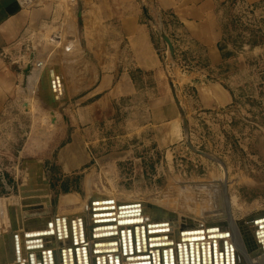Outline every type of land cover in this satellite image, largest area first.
I'll use <instances>...</instances> for the list:
<instances>
[{
    "label": "crops",
    "instance_id": "0c3cea01",
    "mask_svg": "<svg viewBox=\"0 0 264 264\" xmlns=\"http://www.w3.org/2000/svg\"><path fill=\"white\" fill-rule=\"evenodd\" d=\"M235 7L264 32V0H0V117L8 105L18 113L13 123L16 131L6 145L48 146L49 135L57 132L53 127L60 126L62 113L57 111L55 124L40 91L57 96L51 70L58 66L61 71L62 65L48 67L44 45L51 52L60 51L61 60L69 64L61 100L69 104L74 132L59 154L71 157L66 162L59 158L66 170L84 165L81 148L86 137L81 132L85 126L116 118L120 100L139 95V69L147 85L163 91L154 100L168 105V116L156 125L160 144L165 145L168 138L163 131L172 125L174 104L163 69L169 48L162 34L173 43L172 63L186 68L182 87L177 89L194 92L189 108L207 110L203 114L219 110L233 101L227 85L234 78V69L229 68L234 59L224 58L223 49L234 52L225 21L227 10ZM55 33H62L65 40L53 43ZM4 200L0 209H6ZM35 216L39 215H27ZM0 229H6V219ZM31 229L40 231L41 225ZM0 237L4 238L0 254L6 253V237Z\"/></svg>",
    "mask_w": 264,
    "mask_h": 264
},
{
    "label": "rangeland",
    "instance_id": "374dc122",
    "mask_svg": "<svg viewBox=\"0 0 264 264\" xmlns=\"http://www.w3.org/2000/svg\"><path fill=\"white\" fill-rule=\"evenodd\" d=\"M226 17L229 44L234 46L233 54L226 53L228 59H234L229 64L234 69V78L227 85L233 101L204 114L202 111L207 110L190 109L188 104L194 92L179 93L177 89L182 87L186 74L182 70L178 72L169 53H165L163 69L167 82L171 90L174 83L187 119L185 126L172 91L174 113L169 130L163 131L168 138L165 145L160 144L156 125L168 116V105L154 100L153 96L163 91L156 85H147L140 69L136 75L139 95L122 98L116 118L93 122L81 132L86 137L81 148L86 159L82 160L84 165L74 170H66L59 159L60 150L68 145L74 132V127L69 125L66 99L61 103L58 100L56 111L62 115L60 126L53 127L57 132L49 135L48 146L41 147L6 145L16 131L13 123L18 113L11 111L13 105L7 106V113L5 107L0 117V202L5 199L21 204V186L29 180V166L40 162L50 186L46 194L50 195V202L27 215L53 218L79 211L86 199L91 174L95 192L123 202L148 197L167 207L162 201L172 194L178 197L177 208L184 211L183 196L178 195L182 187L193 185L197 195L188 190L186 195L195 198L191 209H199L211 198L214 189L220 190L226 184L230 196H238L237 205L232 203L238 211L234 213L231 209L233 219L264 210V32L241 8H229ZM44 47L45 63L50 68L61 64L59 71L65 83L68 62L65 58L61 60L60 51L51 52Z\"/></svg>",
    "mask_w": 264,
    "mask_h": 264
},
{
    "label": "bare ground",
    "instance_id": "6f19581e",
    "mask_svg": "<svg viewBox=\"0 0 264 264\" xmlns=\"http://www.w3.org/2000/svg\"><path fill=\"white\" fill-rule=\"evenodd\" d=\"M25 1V0H24ZM53 43H61L64 41V37L62 33H55L52 36ZM74 47L76 45L73 44ZM69 47V46H68ZM71 49L73 46H70ZM57 77H55V88L57 91V97L58 100H61L64 95V80L62 75H59V83H57L56 80ZM59 90H62L59 92ZM44 93V90L42 91ZM62 93V95H60ZM54 114L52 115V110H49V118L54 121V118L57 115L56 109L53 110ZM70 156L67 154L60 155V159L66 162V160H70ZM32 163L31 166L36 167V181L35 186L36 189H40V186H46L47 182L45 180L46 177H44V172H42L41 164L38 162V164ZM47 179V178H46ZM198 188L200 187H206L203 185H197ZM227 185L223 184L222 189H214V191L211 193V198H208L205 200L201 207L199 209L193 208L191 209V203L195 202V198L193 196L186 195L187 190L192 192L193 194H196V191L193 185L184 186L181 188V192L178 196H183L184 200V211H180L178 206V197L174 195H167L166 198L162 201L167 207H163L159 205V202H153L148 197H143L139 201H128L123 202L121 200L116 199L115 197H108L106 195H103L101 193L95 192L92 188L91 191L86 189L87 195L85 201L81 204L83 206L82 209L79 211H73L69 212L67 214L57 215L53 218L43 217L44 219L54 220L59 217L60 218V229H57L58 225L54 223V230L55 234L53 237H51L50 241L43 243L42 248L32 249L29 250L26 232H31L34 229H31L32 226L38 225L41 223H26L27 220V212L23 210L24 205L21 204H15L6 202V209L5 206L0 209V224L1 220L6 219V229H0V236L6 237V264H33L30 261L29 254L33 252L34 255V264H37L40 253L43 249L51 248L53 252L57 255V261L54 264H63L61 258L63 257V253H60V250L63 248H67L72 246L74 247L76 243H78L80 246H82L83 238H86V241L90 242V245L86 247V250L84 254L79 253L77 255V252L74 250L73 253V262L74 264H77L78 262V256H80V262L84 264L83 257L85 258V255L88 256V262L89 264H94V256L95 254L94 250H97V247L94 246V243L96 240L93 237V234L95 232L94 227L98 224L95 222L99 218L106 219L115 217L117 220L113 224L117 225V228L109 229L112 225H107L108 229L105 231V234H109L111 232H119L114 236H106L107 239L105 240H118V244L116 246L119 247L118 252H114V256H118L120 258V264H124L125 262H128L127 255L130 254L129 247H128V239L126 238V247H127V254L123 252L122 247V235H121V229L127 230L129 227L133 228L131 225H122V220L125 218L119 217V214L121 210L124 209V207H120V205H129L130 207L139 206L138 203H141V207H135V208H127L129 209L126 212H129V214H123L124 216H128L126 219L127 221H132L134 223H139L141 226L142 224L146 225V241H147V247L150 243L154 244H162L159 246L161 248L160 250L163 251L165 247H169L164 245L168 242H173L172 245L174 249H176V253H174V262L173 264H180L179 259V252H178V243H184L182 240H179V237H181V232L183 230H196V229H205V232H201V240H199V248L201 242L205 244V264H208V251L207 246L210 244L211 246V258L214 257L213 254V244H216L217 247V253L219 251L224 250V264H253L252 262L255 261L256 257H263L264 258V242L259 243L260 240H262V236H258L256 232L260 229V224L255 223L254 221H251L255 217L256 214L260 213L261 211H255L247 215L246 217L236 220L232 217V210H234V213H238L236 209H234L233 205H237V198L238 196H230L229 192L226 189ZM208 188V187H207ZM173 191V190H172ZM171 191V192H172ZM39 192H47L45 190L39 191ZM175 192L177 190L175 189ZM174 192V193H175ZM50 195L46 194H37L35 197L42 200L43 205L48 204L46 201ZM232 198V202H231ZM102 203H97L96 201H103ZM50 201V200H49ZM233 203V205H232ZM80 205V206H81ZM102 208L103 212L113 211L115 215L112 216H98L99 209ZM169 207V208H168ZM126 209V208H125ZM160 210V211H159ZM6 215L2 214L5 213ZM140 211V212H139ZM112 213V214H113ZM124 213V212H122ZM107 214V213H106ZM134 215V216H132ZM143 217H145V221H142ZM75 220V224L78 223V219H82V225H83V231H79L76 229L75 226H73V220ZM46 223V222H43ZM217 226L216 230L208 231L207 228ZM106 227V226H105ZM66 228V229H65ZM60 230V232H59ZM118 230V231H117ZM77 231V232H75ZM216 231V233H213ZM218 231H223L224 236H212L220 234ZM68 232L69 237H67L66 233ZM3 234V235H2ZM139 237H140V243H141V249L143 247L144 239L143 234L139 227ZM80 235V236H79ZM154 235H167L166 237H160V239L157 240H151L150 237ZM134 237V236H133ZM2 237H0L1 240ZM4 239V238H2ZM133 239V238H132ZM225 240L227 241V245L225 244ZM81 242V243H80ZM17 244V246H16ZM195 244V242L193 243ZM19 249V256L14 259L16 249ZM75 248V247H74ZM156 249V248H155ZM135 252L134 254H141V253H149L141 251H136V246L134 248ZM200 250V249H199ZM24 252V253H23ZM155 252V250H154ZM195 253V252H194ZM17 254V253H16ZM67 256V264H70L68 252L66 253ZM47 257V264H51L49 262V256L46 254ZM78 257V258H77ZM195 257V254H194ZM218 264H220L219 255L217 256ZM13 260V261H12ZM109 258H106V261H108ZM142 260H146L147 262L149 259L145 258ZM164 261V260H163ZM108 264V262H107ZM115 264V263H114ZM152 264V263H151ZM164 264V262L162 263ZM168 264L170 262L168 261ZM183 264H185L184 258H183Z\"/></svg>",
    "mask_w": 264,
    "mask_h": 264
},
{
    "label": "water",
    "instance_id": "95a60500",
    "mask_svg": "<svg viewBox=\"0 0 264 264\" xmlns=\"http://www.w3.org/2000/svg\"><path fill=\"white\" fill-rule=\"evenodd\" d=\"M163 40L168 44V48H169V55L171 60H174V47H173V43L170 39V37L166 34L163 33L162 34ZM51 73L53 75H55L57 83L60 84L59 82V75H60V71H59V67L56 66L54 67L53 70H51ZM43 90L40 91L41 96L44 98V100L47 102V104L49 105V107L51 108L52 112L51 114H54V109L58 108V97L54 94H52L51 96H45L42 92ZM172 91L174 94V98L176 101V104L178 105L180 112L184 118V123L185 126L187 125V119H186V115H185V110L184 107L182 106V103L178 97V91L174 85V83H172ZM45 93H49L48 91H45ZM56 121V117L54 118V121ZM201 152V151H199ZM202 154H204L203 152H201ZM205 155V154H204ZM36 165V164H35ZM35 181H36V167L32 166L30 167V171H29V180L27 182V184H24L21 186V190H22V204L24 205L23 210L26 211L27 213L31 210H35V209H40L43 207V203L42 200H40L39 198H36L35 196L37 194H48L50 192V186L48 184H46V186H40V189H36L35 186ZM87 188L89 191H91L92 189V174L89 176L88 180H87ZM46 190L47 192H39L42 190ZM46 201L49 203V199L46 198ZM97 203H102L103 201H96ZM139 206H135V207H141V203H138ZM120 207H124L123 210H121L119 217L121 218H125V219H121L122 225H131L133 228H128L127 230L125 229H121V235H122V247H123V252L125 254H127L126 250V238L128 239V247H129V252L130 254L127 255V261L124 264H162L164 262V264H168V261L170 262V264H173L174 262V253H176V249L173 248V242H168L167 244L164 243V245L169 246V247H165L163 249V251H161L158 245H162V244H154L153 242L150 243L147 247V241H146V236H145V232H146V225L142 224L141 226L139 225L140 222L138 223H134L132 221H127V217L128 216H124L123 214H129V212H126V210L128 211L129 209L127 208H135V207H130L129 205H120ZM126 208V209H125ZM99 212H98V216H112L115 215L113 213V211H108V212H103L102 208H98ZM160 211V210H159ZM124 212V213H122ZM126 212V213H125ZM140 212V211H139ZM107 213V214H106ZM113 213V214H112ZM134 216V215H132ZM75 220H73V226L76 227V229H78L79 227V231H83V225L82 219H78V223L75 224ZM116 218L115 217H111V218H106V219H102L99 218L97 221H95L98 225L94 227V234L93 237L96 240V242L94 243V246L97 247V250H94L95 254H97L96 256H94L93 260H94V264H120V258L116 255L114 256V252H118L119 251V247L116 246L118 244V240H105L107 239L106 236H114L117 233L119 234V232L115 233V232H111L109 234H105V231L108 229L107 225H112L110 226L111 228L109 229H113V228H117L116 224H113L114 222H116ZM145 217H143L142 221H145ZM251 221H254L255 223H259L260 224V229L256 232V234L258 236H262V240L259 241V243H263L264 242V210H262L260 213L256 214L255 217L253 219H251ZM46 222V223H43ZM26 223H41V230L37 231V232H26V237H27V242H28V249L32 250V249H37V248H42L44 245L43 243H46L47 241L49 242L51 237H53V235L55 234V230H54V223H56V225H58L57 229H60V218L57 217L54 220H49V219H44L43 217L40 216H35V217H28L26 220ZM106 226V227H105ZM139 227L140 230L143 234V238L144 239V243L142 244L143 247L141 249V243H140V237H139ZM66 229V228H65ZM217 226H213V227H209L207 228L208 231H212V230H216ZM61 230V229H60ZM59 230V232H60ZM118 231V230H117ZM77 232V231H75ZM201 232H205V229H196V230H183L181 232V237H179V240L183 241L184 243H178V252H179V259H180V264H183V258L185 261V264H205V244H204V240L203 243L201 242L200 244V248H199V240H201V236L200 233ZM220 232V234L217 233V235H212V236H224V232L223 231H218ZM213 233H216V231H214ZM67 237H69L68 232L66 233ZM80 236V235H79ZM134 236V237H133ZM160 237H166L167 235H154L151 236L150 239L151 240H157L160 239ZM133 238V239H132ZM195 242V244H193ZM81 243V242H80ZM82 246H80L78 243L74 244L75 248L70 246L67 248H63L60 250V253H63V257L61 258L62 262H64L63 264H67V252H68V258L70 260V264H74L73 262V251L75 250L77 252V255H79V253L82 254L86 253V247L90 245V242L86 241V238H83L82 241ZM225 244L227 245V241L225 240ZM17 246V244H16ZM136 246V251L141 252L142 250L147 252L148 250L150 251L149 253H141V254H134L135 248ZM156 248V249H155ZM264 248V245H263ZM200 249V250H199ZM155 250V252H154ZM19 249L17 247L16 252H15V256L14 259L17 258L19 256ZM207 251L208 253V264H218V258L217 256L219 255V259H220V264H224V250L219 251V253H217V247L216 244H213V254L214 257L211 258V246L210 244L207 246ZM195 252V253H194ZM17 253V254H16ZM24 253V252H23ZM46 254L49 256V262H51V264H54L57 261V255L55 252L52 251L51 248L48 249H43L40 253V258L37 262V264H47V257ZM195 254V257H194ZM30 257V261L31 263L34 264V255L33 252H31L29 254ZM79 257V258H78ZM78 262L77 264H82L80 262V256H78ZM109 258L108 261H106V258ZM149 259V261L147 262L146 260H142V259ZM84 260V264H89L88 262V256L85 255V258L83 257ZM164 260V261H163ZM13 261V260H12ZM0 264H6V253L2 252L0 254ZM254 264H264V258L263 257H256L255 259V263Z\"/></svg>",
    "mask_w": 264,
    "mask_h": 264
},
{
    "label": "built area",
    "instance_id": "2783aa9c",
    "mask_svg": "<svg viewBox=\"0 0 264 264\" xmlns=\"http://www.w3.org/2000/svg\"><path fill=\"white\" fill-rule=\"evenodd\" d=\"M180 70H182V72L186 73V68L183 65L178 66V72H180Z\"/></svg>",
    "mask_w": 264,
    "mask_h": 264
},
{
    "label": "trees",
    "instance_id": "16d2710c",
    "mask_svg": "<svg viewBox=\"0 0 264 264\" xmlns=\"http://www.w3.org/2000/svg\"><path fill=\"white\" fill-rule=\"evenodd\" d=\"M222 49H223V47H222ZM227 52L223 49V54H224V58L227 56V54H226ZM64 144H62V146H63Z\"/></svg>",
    "mask_w": 264,
    "mask_h": 264
}]
</instances>
